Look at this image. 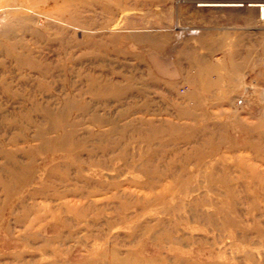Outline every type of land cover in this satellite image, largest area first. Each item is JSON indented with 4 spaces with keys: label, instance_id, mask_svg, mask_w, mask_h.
Listing matches in <instances>:
<instances>
[{
    "label": "rangeland",
    "instance_id": "374dc122",
    "mask_svg": "<svg viewBox=\"0 0 264 264\" xmlns=\"http://www.w3.org/2000/svg\"><path fill=\"white\" fill-rule=\"evenodd\" d=\"M196 1L0 0V264H264V26ZM178 45L242 66L235 145L159 121Z\"/></svg>",
    "mask_w": 264,
    "mask_h": 264
},
{
    "label": "crops",
    "instance_id": "0c3cea01",
    "mask_svg": "<svg viewBox=\"0 0 264 264\" xmlns=\"http://www.w3.org/2000/svg\"><path fill=\"white\" fill-rule=\"evenodd\" d=\"M251 3L237 7L248 8ZM221 4L226 2L199 0L195 2V7H225ZM244 16L246 21L250 16L253 18L252 7L244 12ZM257 22L258 19L251 21V23ZM200 47L208 51V56L204 60L202 57L197 58V62L193 63L188 56L193 50H199L198 47L177 46V57H173L172 60L176 67V77L169 83L164 81V90L160 96H157L159 100L156 103L160 104L163 110L159 121L168 123L167 128L172 131H181L177 134V139L180 138L182 141L173 142L175 144L211 148L233 146L238 142L235 136L237 130L250 134L253 113L251 110H246L245 106L238 110L235 105L236 97L242 93L245 84L242 66L227 58L223 53L226 49L225 45H200ZM221 51L223 57L219 60L214 55ZM195 55L198 57L196 53ZM185 139L187 141H184ZM209 150L211 152L214 149Z\"/></svg>",
    "mask_w": 264,
    "mask_h": 264
},
{
    "label": "built area",
    "instance_id": "2783aa9c",
    "mask_svg": "<svg viewBox=\"0 0 264 264\" xmlns=\"http://www.w3.org/2000/svg\"><path fill=\"white\" fill-rule=\"evenodd\" d=\"M256 6L254 7L258 22L260 23L261 26H264V1L262 2H255ZM261 59L264 61V49L261 52L260 55ZM239 104V102H237Z\"/></svg>",
    "mask_w": 264,
    "mask_h": 264
},
{
    "label": "bare ground",
    "instance_id": "6f19581e",
    "mask_svg": "<svg viewBox=\"0 0 264 264\" xmlns=\"http://www.w3.org/2000/svg\"><path fill=\"white\" fill-rule=\"evenodd\" d=\"M49 1H51V0H47V3L49 2ZM237 3V2H236ZM236 3H229L228 1L226 2V5L227 6H233V7H236L237 8V6H241V4H236ZM219 5V4H218ZM221 5H223V4H221ZM225 5V4H224ZM202 6H204V7H207L208 5H202ZM220 6V5H219ZM256 6V3H251V4H249L248 5V8L249 7H252V8H254ZM53 7V6H52ZM218 7V6H217ZM64 10V9H63Z\"/></svg>",
    "mask_w": 264,
    "mask_h": 264
}]
</instances>
